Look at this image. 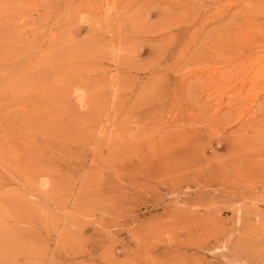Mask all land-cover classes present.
Here are the masks:
<instances>
[{
	"label": "rangeland",
	"instance_id": "1",
	"mask_svg": "<svg viewBox=\"0 0 264 264\" xmlns=\"http://www.w3.org/2000/svg\"><path fill=\"white\" fill-rule=\"evenodd\" d=\"M0 17V264H264V0Z\"/></svg>",
	"mask_w": 264,
	"mask_h": 264
},
{
	"label": "bare ground",
	"instance_id": "2",
	"mask_svg": "<svg viewBox=\"0 0 264 264\" xmlns=\"http://www.w3.org/2000/svg\"><path fill=\"white\" fill-rule=\"evenodd\" d=\"M186 5V4H185ZM28 7V6H27ZM29 8V7H28ZM27 8V9H28ZM44 8V7H43ZM43 8H41V9H43ZM46 8V7H45ZM45 8L42 10L43 12H46V11H44L45 10ZM4 9V8H3ZM54 9V8H53ZM56 10V9H55ZM54 10V11H55ZM69 10V9H68ZM3 11V10H2ZM28 11V10H27ZM48 12V11H47ZM3 13V12H2ZM2 17H3V15H2ZM1 18V17H0ZM4 19V18H3ZM1 20V19H0ZM3 21V20H2ZM107 21V20H106ZM2 24V23H1ZM105 24V23H104ZM3 25V24H2ZM0 27H1V25H0ZM35 30V29H34ZM103 30V29H102ZM0 31H1V28H0ZM2 31H4V30H2ZM105 31V30H104ZM117 32H119V31H117ZM119 34V33H118ZM171 35V34H170ZM33 36V35H32ZM34 37V36H33ZM36 37V36H35ZM30 40V39H29ZM30 42H31V40H30ZM41 42V41H40ZM115 42V41H114ZM25 43H26V41H25ZM33 44V43H32ZM29 46V45H28ZM33 46V45H32ZM33 48V47H32ZM25 49V48H24ZM30 49V48H29ZM27 52V51H26ZM159 54V53H158ZM28 65H25V67H27ZM30 66V65H29ZM34 67H35V65H34ZM25 70V69H24ZM56 70V69H55ZM38 71V70H37ZM65 71V70H64ZM28 73V72H27ZM31 74V73H30ZM65 74V73H64ZM32 75V74H31ZM44 75V74H43ZM58 75V74H57ZM56 76V75H55ZM54 76V77H55ZM67 77V76H66ZM65 77V78H66ZM58 79H59V77H58ZM54 80V79H53ZM62 80V79H61ZM82 80H83V78H82ZM118 80V79H117ZM62 83H63V81H61ZM73 83V82H72ZM110 83V82H109ZM108 83V84H109ZM115 83V82H114ZM105 84V83H104ZM63 85H65V82H64V84ZM113 85V84H112ZM38 86V85H37ZM107 86V85H106ZM105 86V87H106ZM118 86V85H117ZM64 87V86H63ZM44 88V87H43ZM107 89H108V87H106ZM72 89V88H71ZM120 89V88H119ZM124 89V88H123ZM105 90V89H104ZM110 90V89H109ZM108 90V91H109ZM123 91V90H122ZM114 92V91H113ZM68 93V92H67ZM110 93V92H109ZM115 93V92H114ZM49 95V94H48ZM105 95H106V93H105ZM109 95V94H108ZM115 95H117V94H115ZM108 98V97H107ZM115 98V97H114ZM52 99V98H51ZM56 100V99H55ZM113 101H115V100H113ZM130 101V100H129ZM61 103V102H60ZM64 103V102H63ZM73 103V102H72ZM93 103V102H92ZM114 103H116L117 104V102H114ZM76 104V103H75ZM127 104V103H126ZM131 104V103H130ZM97 105V104H96ZM93 106V105H92ZM114 106V105H113ZM77 107V106H76ZM92 108V107H91ZM95 108V107H94ZM99 108V107H98ZM92 110V109H91ZM80 111H82V110H80ZM85 111V110H84ZM95 111V110H94ZM93 111V112H94ZM98 111V110H97ZM91 112V111H90ZM89 113V112H88ZM60 114V113H59ZM93 114H95V113H93ZM75 115V114H74ZM89 115H90V113H89ZM76 116V115H75ZM92 116V115H91ZM99 116V115H98ZM98 116H97V118H98ZM101 116V115H100ZM99 116V117H100ZM70 117V116H69ZM67 118V117H66ZM78 118V117H77ZM76 118V119H77ZM85 118V117H84ZM89 118V117H88ZM91 119V118H90ZM93 119V118H92ZM95 119V118H94ZM79 120V119H78ZM77 121V120H76ZM81 121H83V120H81ZM85 121V120H84ZM83 121V122H84ZM88 121V120H87ZM86 121V122H87ZM94 121V123H95V121L96 120H93ZM99 121V120H98ZM97 121V122H98ZM71 123H72V120H71ZM76 123V122H75ZM91 123V122H90ZM80 124V123H79ZM83 125H84V123H82ZM86 124V123H85ZM103 124V123H102ZM72 125V124H71ZM74 125V124H73ZM87 125H89V124H87ZM98 125V124H97ZM67 126V125H66ZM72 127V126H71ZM75 127V126H74ZM89 127V126H88ZM94 127H96V124H95V126ZM58 129V128H57ZM86 130H88V129H86ZM90 130V129H89ZM71 132V131H70ZM89 132V131H88ZM137 133H138V131H136ZM135 132V133H136ZM142 132V131H141ZM58 133V132H57ZM61 133V132H60ZM65 133V132H64ZM133 133V132H132ZM89 134H90V132H89ZM100 134V133H99ZM134 134V133H133ZM63 135V134H62ZM66 135V134H65ZM86 135V134H85ZM131 135V134H130ZM136 135V134H135ZM90 136V135H89ZM62 137V136H61ZM85 137V136H84ZM81 138V137H80ZM137 138V137H136ZM62 139V138H61ZM139 139V138H138ZM83 140V139H82ZM85 140V139H84ZM137 140V139H136ZM136 140H135V142H136ZM59 141H61V140H59ZM163 141V143H162V147H158V149H160L159 151H163V149H165V146H164V144H165V140H162ZM49 144V143H48ZM156 144V143H155ZM181 144V143H180ZM93 145H94V143H93ZM157 145V144H156ZM151 146V145H150ZM39 147V146H38ZM99 151V150H98ZM158 151V152H159ZM101 153V152H100ZM151 155L152 154H150V152H149V154H146V155H143V156H141V158H140V161H141V163H142V165L144 166V167H146L147 165H149L148 164V162H149V160H150V157H151ZM163 158V157H162ZM162 158H161V160H162ZM34 159V158H33ZM39 160V159H38ZM42 162V161H41ZM15 164V163H14ZM168 164V163H167ZM142 165L140 166V167H142ZM163 165H165V163L163 164ZM171 165H172V163H171ZM150 166V165H149ZM168 166H170V164L169 165H167V167ZM174 166V165H173ZM173 166H171V167H173ZM14 167H15V165H14ZM18 168V167H17ZM172 169V168H171ZM12 170V169H11ZM170 172V171H169ZM173 172V171H172ZM180 174V173H179ZM42 191V190H41Z\"/></svg>",
	"mask_w": 264,
	"mask_h": 264
}]
</instances>
